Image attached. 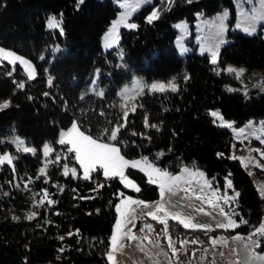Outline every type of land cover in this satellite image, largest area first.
<instances>
[{"label": "trees", "instance_id": "16d2710c", "mask_svg": "<svg viewBox=\"0 0 264 264\" xmlns=\"http://www.w3.org/2000/svg\"><path fill=\"white\" fill-rule=\"evenodd\" d=\"M154 5L161 8L158 19L148 23L152 5L142 7L131 18L137 27H121L118 47L104 52L102 35L119 10L112 0H0V45L36 67V76L28 79L21 67L0 64V102L10 101L0 110V153L8 151L12 158L11 164L0 165V264H108L118 199L125 194L158 197V187L135 169L127 172L139 192L124 189L118 178L106 179L100 170L82 178L74 153L57 142L59 131L73 121L93 137L124 125L111 142L126 158L145 157L170 172L197 167L220 189L229 178L240 194L236 208L247 221L236 231L247 233L260 223L264 197L247 170L230 157V131L216 125L208 110L217 108L237 125L264 116V92L229 91L234 76L218 70L226 63L262 66L264 25L252 35L230 29L213 65L193 46L179 54L171 22H191L197 11L210 15L221 8L234 15L232 0H173L171 5L154 0ZM50 16L62 21L60 29L48 27ZM94 70L105 87L102 95L90 90ZM133 76L147 83L175 78L177 91L145 92L124 105L117 90ZM146 117L157 127H146ZM13 135L25 138L35 151L16 149L9 141ZM46 143L52 148L48 156L42 152ZM65 165L75 169L76 178L65 174ZM32 212L36 215L28 219Z\"/></svg>", "mask_w": 264, "mask_h": 264}, {"label": "rangeland", "instance_id": "374dc122", "mask_svg": "<svg viewBox=\"0 0 264 264\" xmlns=\"http://www.w3.org/2000/svg\"><path fill=\"white\" fill-rule=\"evenodd\" d=\"M112 1L118 7L119 10L117 11L115 17L112 18L106 31L102 35L101 47L104 52L112 48H117L119 45L120 42L119 31L121 27H125V26L123 24H118L116 27L115 34L111 36H110V30L112 29L114 22L120 20L122 14L127 12L128 13L127 22L136 24V22L131 19L132 16L146 5H152L151 10L150 12H148L146 17H148L151 14L153 9L159 10V12H161V8L158 5H154V0H149L148 3L140 2L138 6H136L137 0H112ZM160 1L168 2V0H160ZM194 1H198V0H186L187 3H192ZM126 3L130 5L127 8L123 7V5ZM232 3H233L234 15L231 14L228 8H221L220 10L210 15H206L201 11H197L194 14V20L191 22L187 21L186 19H178L172 21L171 26L176 30L177 33L174 40V44L179 54L184 55L188 53L191 50V48L194 47V50L197 54L206 55L209 63L212 64L210 62L211 51L217 50L218 51L217 63H218L220 48L223 44L229 41L228 31L230 29L239 31L246 35L255 34L260 28L263 29L262 25H264V20L253 19V16L257 13V11L260 8L259 0H232ZM221 17L223 18L222 21L221 19H219ZM177 25H182V27H177ZM60 27H58V29H60ZM245 28L249 29V31H245ZM106 45H110V46H106ZM217 45H218V49H217ZM0 48L6 51L13 52L15 53L16 56L22 57L23 60L27 61L28 64L31 65V68L34 70L33 78L36 76V67L31 59L4 46L0 45ZM117 56L121 57V54L117 52ZM2 62L9 63L7 59H0V64ZM9 64L12 66L17 65L21 67L26 77L29 79L28 69L26 65L20 63V61H16L14 63H9ZM229 66L236 69L242 68L244 69V72L239 79L236 78L235 73H231L234 76L236 83H228L227 84L228 89H232V91H239L244 95L259 94L261 92H264V64L259 67H248L243 64L236 65L232 63H226L224 66H219L218 70H223L224 72L229 73L225 71V69H227ZM183 75L185 78L186 77L185 73ZM99 80H100V72L94 70L91 73L90 90H95L97 93L103 94L105 91V87L98 84ZM169 81L174 82L177 88V83L175 78H172L168 81H151L147 83L142 77L133 76L129 82L123 83L118 87L117 90L118 97L121 99V102L124 105H128L135 98L143 95L145 92H149V93L152 92L149 91L147 86L157 82L167 84ZM4 101H1L0 103H3ZM213 112H218L219 116L223 118V121L230 123L231 127L222 126L221 119L211 115V113ZM208 115L212 118L213 122L216 125L221 127H226L230 131L233 137V142L230 148V157L244 158L243 163L241 162V159L237 158V160L240 162L241 166L247 170L248 173H251L249 175L252 179V182L258 194L261 196V190H264V143L261 142L262 140H264V116L256 120L249 119L244 123L237 125L233 119L224 118L217 108L209 109ZM71 125L68 128H70ZM68 128L59 131L58 140L60 137V133L62 131H66ZM240 129H244L243 133L240 132ZM17 140L23 141V144L18 145L15 142ZM9 141L14 145L16 149L21 150L23 152H25L23 150L24 148L33 149L32 146L27 144L25 138H22L18 135L10 136ZM45 145L48 144L46 143L43 145L42 147L43 153H44ZM116 147L118 146L116 145ZM254 149L259 151H253ZM25 153H33V152H25ZM4 154H8L10 156L8 151L1 152L0 156ZM142 158L145 157L126 158V159L130 161H135V160L142 161ZM5 163L8 162L5 161ZM147 164H151L154 168L165 170L174 176H181V180L178 182V185L175 188V194L172 195L167 192L165 194L164 201L166 205L169 206V211L180 212L183 216H191L194 218L193 219L194 223L210 224L213 230L207 232V234H203L204 232H206V230L196 229V230H200V233H198V231H194L192 229H185L177 220L169 219L168 220L169 232L174 241L183 240L186 238L188 240L198 238L199 240L204 241V243L196 244V245L188 244L184 250H181L179 254V261H177L176 257H172L171 251L168 250L167 248V239L163 236V234H161L159 237L160 247H154L153 244L156 242V233L161 232V229H163L164 227V225L158 223L155 220H152L151 217H147L144 215L146 211H154V207L152 206L153 202L160 200L159 187L157 184H154L158 187L157 198L153 200H143L136 195L125 194L124 196H121L116 203V205L120 204L121 201L124 200L125 198L131 197L133 200H143L150 205L148 209H145L142 205L138 206L134 204H130L128 207L129 209H135L134 213H130V215H134L136 217V227L132 228V232L135 235L142 237L143 234L139 232V228H141L144 225V223L151 224L155 231L149 232L147 229H145L144 234L149 235L153 243H149L147 240H143L141 246L145 249V252H141L136 246L137 242L128 244L127 240L125 239L123 242L127 244V247L123 248L122 250L116 251L114 253L113 261L110 262L107 257V253L110 251V247H111L110 238H109V246L106 252V258L108 264H157V262L158 264H168V259H171L172 264H189V261L190 264H211L213 260L216 261V264H234V262L237 260H239L240 264H245L248 250H252L256 255L264 256V248H262V244L264 243V236L256 235L249 239V234L252 233L255 230V228L259 227L262 222H264V214L261 218L260 223L255 226L252 225L251 228L247 231V233L236 231L237 227L229 228L227 230L216 228L217 223L226 222L224 217L220 214V207H222L224 211L227 212L229 216H231L232 219L237 222V224H239V227L246 225V223L245 224L240 223L241 219H243L244 221L246 220L238 212L236 208L237 198L235 201H231L225 204L223 200H218L216 197L212 195V192L214 190H218L217 192L218 196H223L225 191H227L228 196H234L237 190L234 189L233 185L231 188H226V180H230L229 178H225L224 186L222 189H220L219 186H215L214 182L211 179H209L206 173L200 168L193 166H183L176 172H170L166 169H162L158 167L157 165H154L148 159H147ZM257 165H261V166L257 167ZM79 168H80V175L82 178H84V172L83 169L80 167V165ZM142 168H144L145 170L142 171L141 170ZM68 169H69L68 172L73 173L72 171L73 168H68ZM128 169H135L140 171L148 180V175L146 174L147 171L146 165L144 164L143 161L141 165L138 167L135 168L129 167L125 169V175L128 177V179L132 181L137 187H139L137 182L131 176H129L127 172ZM182 169H188L190 171L183 172ZM100 171L103 175L102 170ZM190 172L203 173V176H199V175L193 176L190 175ZM258 173H260L261 176ZM116 178L119 179V177ZM205 181H207V184L211 185L210 188L207 186ZM122 186L126 190L137 192L131 186L125 187L123 184ZM185 189L187 191H185ZM197 196L204 197V200L203 201L197 200L196 199ZM209 200H211V204L207 203V201ZM217 204L220 207H214V205ZM116 205H115L116 219L113 224L110 237L112 235L116 220L119 216V213L116 210ZM170 205H176V207L172 208L170 207ZM121 207L123 209L124 205L122 204ZM201 207L204 208L205 212L210 213V215H205L204 213L195 211L196 209H199ZM233 210L236 214H233ZM157 215L163 216V213L162 212L157 213ZM237 216L239 218H237ZM177 227H181L183 230H179ZM127 228H131V224L126 225L125 231L127 230ZM189 230L191 231L189 233L192 234H188ZM235 235H239L244 239L233 241L231 237ZM209 236L227 237L228 238L227 244H223V245L218 244L216 248L213 249L212 246L208 243ZM253 241H255V244H253ZM175 246L177 248L180 247L179 243H177ZM204 248H208L209 251L205 253L203 251ZM233 248L238 250V255L230 254L231 249ZM162 250L168 251V257L159 254L161 253ZM193 250H195L194 255H193ZM219 251H223L225 253V256L220 257ZM145 253H147V255ZM201 257H204V259L201 260ZM256 264H262V262L257 261Z\"/></svg>", "mask_w": 264, "mask_h": 264}, {"label": "snow or ice", "instance_id": "6c2138e0", "mask_svg": "<svg viewBox=\"0 0 264 264\" xmlns=\"http://www.w3.org/2000/svg\"><path fill=\"white\" fill-rule=\"evenodd\" d=\"M83 0H78V3H82ZM140 2L148 3L149 0H137V5H139ZM260 2V8L257 11V13L253 16V19H260L264 20V0H259ZM169 5L173 3V0H168ZM129 4H124L123 7L127 8L129 7ZM135 7V6H133ZM127 16L128 13L122 14L120 20L114 22L112 29L110 30V36L115 34L116 27L118 24H123L125 27L134 29L137 27L136 24L127 22ZM160 16L159 10L153 9L151 14L146 17V20L148 23H152L154 20L158 19ZM226 16V13H225ZM222 21V17L219 18ZM62 21L57 20L55 16H50L48 18V27L49 28H58L60 27V24ZM177 27H182V25H177ZM245 31H249V29L245 28ZM61 34H63V29L61 28ZM110 46V45H106ZM218 49V45H217ZM217 56L218 51L212 50L211 51V63L216 64L217 63ZM0 59H7L9 63H14L16 61H20V63L26 65L28 69V77L29 79H32L34 76V70L31 68V65L28 64L27 61L23 60L22 57L16 56L15 53L6 51L2 48H0ZM215 70V69H214ZM225 71L229 73H235V76L237 79L240 78V76L243 74L244 69H236L231 66H229ZM10 74V73H9ZM217 74L219 75V71H217ZM188 77H185V80H187ZM49 83H51V78L49 79ZM18 87L23 88L24 85L22 83L18 84ZM149 91L152 92H164L166 90H171L173 92L177 91L176 85L174 82L169 81L167 84L164 83H153L149 86H147ZM229 91H232V89H228ZM47 95V93H45ZM98 95H102V93H98ZM31 99V97H30ZM10 106V101H4L3 103H0V110L6 109ZM214 117H218L221 119L222 126L231 127V124L228 122H224L223 118L219 116L218 112L211 113ZM124 116L127 117V112L124 113ZM124 125H117L115 128L108 130H103L99 136L93 137L91 134H86L84 131L80 130V126L77 124V122L73 121L70 128H68L66 131H62L60 133L59 140L57 141L60 145H67V152L68 153H74L75 154V160L80 165V167L83 169L84 172V178L89 179L90 173L102 170L103 175L106 179L116 178L119 177L120 182L125 187H133L135 191L139 192L140 189L137 187L132 181L128 179V177L125 175V169L132 167H138L141 165L142 161L146 165V174L148 175V183L150 184H157L159 187V194H160V200L153 202L154 211H146L144 213L145 216L151 217L152 220L157 221L158 223L164 225L163 229H161V232L156 233V242L153 244L154 247H160L159 244V237L161 234L167 239V248L171 251L172 257H176L177 261H179V254L181 250H184L188 244L196 245V244H203L204 241L196 239L188 240H178L174 241L170 235L169 232V225L168 220H177L185 229H201L206 230L205 234L207 232L212 231V226L210 224H199L193 222V217L191 216H183L180 212H171L169 211V206L166 205L164 198L166 192L169 194L174 195L175 194V188L178 185V182L181 180V176H174L170 174L169 172L161 169L154 168L151 164H147V158H142L141 160H135L130 161L126 159L122 154L121 151L114 143L111 141H116L117 136L119 133V130ZM145 126L156 128V125H149L147 121V117L145 118ZM244 129H240V132L243 133ZM110 132V134H108ZM107 134V135H106ZM135 134V133H133ZM106 136V140H105ZM259 138V137H258ZM18 145H22L23 141H15ZM264 143V140L261 141ZM25 152H33L34 149L30 148H24ZM52 151V148L49 145L44 146V155L48 156V154ZM253 151H259V150H253ZM222 155V154H218ZM233 159H237L238 157H232ZM59 159V156H57V160ZM238 159H241V162H244L243 157H239ZM250 159V158H249ZM5 161L8 163H12V158L8 154H4L0 156V164H4ZM261 165H257V167H260ZM142 171L145 170L144 168L141 169ZM40 173H45L46 169L41 168ZM69 171L67 165H65V174ZM73 178L75 177V170L73 169ZM183 172H189L188 169H182ZM251 174V173H249ZM190 175H199L203 176V173H195L190 172ZM207 184V181H205ZM207 186L210 188L211 185L207 184ZM232 182L230 180H226V188H231ZM63 189H61L62 191ZM45 193L47 190H44ZM185 191H187L185 189ZM218 190H214L212 192V195L216 197L218 200H223L225 204L235 201L236 198L240 195L238 192L235 193L234 196H228L227 191H225L223 196L217 195ZM123 195V194H121ZM261 196L264 197V190H261ZM197 200H204V197L197 196ZM35 203V201H34ZM40 203H43V199L40 201ZM49 204L54 203V201L49 200ZM207 203L211 204V200L207 201ZM124 205V208L122 209L121 205ZM142 205L145 209H148L150 205L143 201V200H133L131 197H127L124 200L121 201L120 204L116 205V210L119 213V216L116 220V223L114 225V229L112 232V235L110 237V251L107 253L108 260L110 262L114 259V253L118 250H122L123 248L127 247V244H125L123 241L126 239L128 244H131L133 242H137L136 246L141 252H145V249L141 246L143 240H147L149 243H153L151 240V237L145 233V229H147L149 232H154L153 226L148 223H144V225L139 228V232L142 235L137 236L132 232V228L136 227V217L134 215H130V213H134L135 209H129V205ZM170 207L175 208L176 205H170ZM214 207H220L218 204L214 205ZM195 211L204 213L205 215H210V213L205 212L204 208L201 207L199 209H196ZM163 213V216L157 215V213ZM220 214L224 217L226 222H219L216 224V228L220 229H229V228H236L239 227V224L235 220L232 219L231 216L227 212L224 211L222 207H220ZM233 214H236L233 210ZM36 213L32 212L30 213L27 218L31 219L33 216H35ZM14 219H16L14 217ZM241 224L247 223V221H244L243 219L240 220ZM131 224V228H127L125 231L126 225ZM71 235V233L69 234ZM256 235L264 236V222L260 224L259 227L255 228V230L249 234V239L251 237H254ZM60 239H63V237H60ZM231 239L233 241H238L244 239L243 237L239 235L232 236ZM227 237H208V243L212 246L213 249L216 248L218 244H227ZM179 243L180 247L177 248L175 245ZM253 244H255V241H253ZM258 246V245H256ZM203 251L207 253L209 251L208 248H204ZM147 255V253H145ZM165 257H168V251L162 250L161 253ZM195 254V250H193V255ZM231 255H238V250L233 248L230 252ZM219 256L224 257L225 253L223 251H219ZM204 257H201V260H203ZM262 262L264 264V256L256 255L252 250H248L247 252V259L245 261V264H256V262ZM158 264V262H157ZM168 264H172L171 259H168ZM190 264V261H189ZM211 264H216V261L213 260ZM234 264H240L239 260L235 261Z\"/></svg>", "mask_w": 264, "mask_h": 264}]
</instances>
